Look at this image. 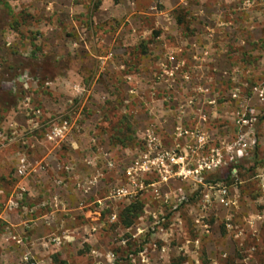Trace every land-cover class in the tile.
Masks as SVG:
<instances>
[{"label": "rangeland", "instance_id": "374dc122", "mask_svg": "<svg viewBox=\"0 0 264 264\" xmlns=\"http://www.w3.org/2000/svg\"><path fill=\"white\" fill-rule=\"evenodd\" d=\"M99 5L0 0V85L16 98L0 106V264H264V27L227 65L223 31L190 30L195 15L175 9L182 30L163 37L96 25ZM245 7L264 26V0ZM45 62L58 76L35 79ZM60 121L71 131L52 144Z\"/></svg>", "mask_w": 264, "mask_h": 264}, {"label": "crops", "instance_id": "0c3cea01", "mask_svg": "<svg viewBox=\"0 0 264 264\" xmlns=\"http://www.w3.org/2000/svg\"><path fill=\"white\" fill-rule=\"evenodd\" d=\"M92 1L94 0H83L85 4ZM159 1L158 3L162 8L157 10L154 3L155 0H100V5L94 14L96 19L95 24L97 25L101 19L118 20L125 17L131 21L138 19L139 21L141 20L158 25V27H160L159 29L162 31L163 37H167L171 35L169 34L171 30H182L178 29L177 23L175 22V18L178 16L174 13L175 9H180L187 17L191 15L199 17V19L195 20V22L189 26L190 30H197V33L199 30H206L207 38L213 40L215 37H218L221 30L223 31L222 34L224 38L222 40H224V43L219 45V47L225 48V50L218 52L223 54L225 61L228 63H224V66L226 64L231 65L232 58L230 57H239V59L242 60L244 57L249 56L253 50L251 46L254 48L256 45L255 43H257L255 41L261 36V30H263L264 27L263 25L261 26L262 13H251L250 9H246L245 7V0H204L207 4L206 11L200 7H193V4H196V2L189 3L191 0ZM131 32V37L135 39V34H137L136 30H132ZM139 34L145 37L149 35V32L145 29ZM195 40L197 39L195 38ZM185 45L188 44L182 43L179 45L178 43V46L173 48L175 52H173L169 60L175 62V56L182 53ZM189 45L191 51H196L198 49L193 42L189 43ZM232 52H234V54ZM209 54L210 57L208 59L212 64L215 63L216 56H213L212 53ZM228 56L230 59H227ZM261 56L264 59V51H262ZM107 59L105 60L107 61ZM100 60L103 61L101 58ZM129 79L134 78L129 76L128 80ZM130 93L134 94L133 91ZM45 219H47V216L37 218L33 226L37 228L40 221H43L41 222L43 224ZM38 231L39 228L35 230L37 238L39 236ZM41 252L42 251H39V253Z\"/></svg>", "mask_w": 264, "mask_h": 264}, {"label": "trees", "instance_id": "16d2710c", "mask_svg": "<svg viewBox=\"0 0 264 264\" xmlns=\"http://www.w3.org/2000/svg\"><path fill=\"white\" fill-rule=\"evenodd\" d=\"M0 21H4V17L2 16L1 13H0ZM34 75H35V77H34L35 79H39V78L47 79L46 76H48L49 79H54L58 76V72H57L56 68L52 65V63L45 62L42 64H38L36 66ZM15 102H16V98L12 95V93L9 90H5L0 85V106L8 107L11 104H14ZM116 137H117L116 140L122 144V147H124V148L127 147V145L125 143H126V141H128V138H126L127 140L124 138V134L122 132L121 124H120V127L118 128V133H117ZM230 173H231V171L229 170L227 177H226L227 180L230 177ZM221 181H223V179L219 178L217 180H214L213 182H207V183L208 184H210V183L215 184V183L221 182ZM141 212H142V206H139L136 204L129 206L124 212L127 215L124 222H123L124 227L129 228L132 225L133 221L135 219L139 218Z\"/></svg>", "mask_w": 264, "mask_h": 264}, {"label": "built area", "instance_id": "2783aa9c", "mask_svg": "<svg viewBox=\"0 0 264 264\" xmlns=\"http://www.w3.org/2000/svg\"><path fill=\"white\" fill-rule=\"evenodd\" d=\"M35 115H39V111H34ZM71 131V127L66 121H60L58 123H52L49 130L45 134V138L48 142L52 144H56L59 142H62L69 132ZM175 161V160H173ZM20 176L22 175V172L18 173Z\"/></svg>", "mask_w": 264, "mask_h": 264}]
</instances>
